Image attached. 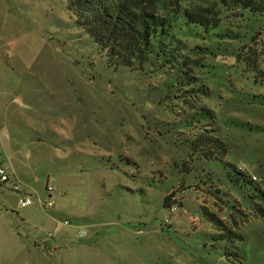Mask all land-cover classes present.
<instances>
[{
	"label": "rangeland",
	"instance_id": "rangeland-1",
	"mask_svg": "<svg viewBox=\"0 0 264 264\" xmlns=\"http://www.w3.org/2000/svg\"><path fill=\"white\" fill-rule=\"evenodd\" d=\"M179 2L218 21L177 24L188 94L177 64L109 68L65 0H0V161L33 201L0 185V264H264V13ZM211 129L220 158L191 149Z\"/></svg>",
	"mask_w": 264,
	"mask_h": 264
},
{
	"label": "trees",
	"instance_id": "trees-1",
	"mask_svg": "<svg viewBox=\"0 0 264 264\" xmlns=\"http://www.w3.org/2000/svg\"><path fill=\"white\" fill-rule=\"evenodd\" d=\"M166 1L169 6H167ZM66 9L74 21V26L91 40L105 58L109 68L117 71L120 68L132 71H144L148 65H160L161 68L174 69L181 66L185 72V80H181L183 93L196 92L188 88L189 83L197 79L191 76L192 66L183 60L178 47L177 24L182 21L185 27L200 25L205 30L218 27L211 14L204 15L196 10L182 9L179 0H65ZM232 7L251 13H264V0H231ZM161 7V9H160ZM191 143L193 152L203 148L202 140L213 143L211 151L222 157L227 147L219 138L206 135L214 130H205ZM201 141V142H200ZM203 153L204 158L212 159L213 152ZM174 194L164 198V206L171 204ZM207 219L220 225L222 233L217 241L226 242L224 256L230 259L239 258L236 241L241 235L231 227H223L222 221L211 213H204ZM235 228V227H233ZM236 229V228H235Z\"/></svg>",
	"mask_w": 264,
	"mask_h": 264
},
{
	"label": "built area",
	"instance_id": "built-area-1",
	"mask_svg": "<svg viewBox=\"0 0 264 264\" xmlns=\"http://www.w3.org/2000/svg\"><path fill=\"white\" fill-rule=\"evenodd\" d=\"M252 179L255 180V177H252ZM0 185H2L5 188H8L13 193L16 194L23 193V184L12 173L8 172L6 167L1 162H0ZM47 190L50 191L51 188L47 187ZM173 200L174 202L171 203L170 206L168 207V210L170 211L172 216L175 215L180 209V204L178 203V201L176 199ZM18 203L20 207H26L31 205L33 201L29 195L23 193V195L19 197ZM51 204H52L51 202L46 203L44 206L46 208H50ZM168 222L169 219L165 218L164 219L165 225H167ZM64 223L67 224L66 221H64Z\"/></svg>",
	"mask_w": 264,
	"mask_h": 264
},
{
	"label": "crops",
	"instance_id": "crops-1",
	"mask_svg": "<svg viewBox=\"0 0 264 264\" xmlns=\"http://www.w3.org/2000/svg\"><path fill=\"white\" fill-rule=\"evenodd\" d=\"M2 164H3V162L2 161H0ZM4 165V164H3ZM5 166V165H4ZM6 167V166H5ZM6 169H8L7 167H6ZM9 171V170H8ZM11 173V172H10ZM13 174V173H12ZM47 242V241H46ZM50 242V241H49Z\"/></svg>",
	"mask_w": 264,
	"mask_h": 264
}]
</instances>
